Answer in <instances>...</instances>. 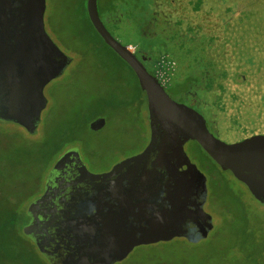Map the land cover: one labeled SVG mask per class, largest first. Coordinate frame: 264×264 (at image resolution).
Returning <instances> with one entry per match:
<instances>
[{
  "label": "rangeland",
  "instance_id": "1",
  "mask_svg": "<svg viewBox=\"0 0 264 264\" xmlns=\"http://www.w3.org/2000/svg\"><path fill=\"white\" fill-rule=\"evenodd\" d=\"M105 1L98 0L97 8L103 24L120 42L148 53L150 68L165 80V87L182 82L195 59L201 65L212 62L213 54L224 58V77L216 78L217 85L203 96L215 113L219 141L231 144L251 133L264 134V79L255 76L264 72V0H164L162 11L151 7L153 0H144L147 5L138 15L143 23L155 22L160 14L168 22L151 39L126 18L124 4L114 2L111 16L103 13ZM85 5L86 0H45L44 30L71 62L43 90L47 105L37 132L29 135L16 124L0 121V225L11 214L17 216L2 232H13V238L3 244L7 253L0 264H26L23 251L35 254L33 243L21 232L22 221L66 149L78 147L89 169H104L120 155L141 149L149 137L145 109L133 106L125 88L126 83L135 90L134 79L90 27ZM186 37L196 45L186 43ZM166 38L167 49L159 48ZM188 47L196 49L189 57L175 52ZM238 73L247 81H235ZM135 91L131 93L139 96ZM95 119L104 120L97 131L89 128ZM188 151L207 177L205 209L213 219L211 233L194 244L174 238L136 247L115 264H264V205L206 153L191 146Z\"/></svg>",
  "mask_w": 264,
  "mask_h": 264
},
{
  "label": "water",
  "instance_id": "2",
  "mask_svg": "<svg viewBox=\"0 0 264 264\" xmlns=\"http://www.w3.org/2000/svg\"><path fill=\"white\" fill-rule=\"evenodd\" d=\"M85 6L97 35L132 70L140 91L146 95L150 140L142 153L107 173H89L76 149L66 151L55 161L45 178L43 193L29 203V220L21 228L38 253L48 264H112L124 259L133 245L120 252V257L97 261L78 247L68 233L72 217L68 210L87 185L99 183L123 165L142 159L161 140L180 144L195 141L221 170L229 171L264 205V134L231 144L216 139L195 111L172 100L130 48L109 33L99 17L97 0H86ZM44 11L45 0H0V121L16 124L29 135L37 132L47 104L45 86L71 62L46 34ZM103 124V119H97L89 128L98 130ZM210 228L201 230L198 240L206 238ZM176 236L158 234L152 241L144 239L137 244L169 241Z\"/></svg>",
  "mask_w": 264,
  "mask_h": 264
},
{
  "label": "flooded vegetation",
  "instance_id": "3",
  "mask_svg": "<svg viewBox=\"0 0 264 264\" xmlns=\"http://www.w3.org/2000/svg\"><path fill=\"white\" fill-rule=\"evenodd\" d=\"M163 1L153 0L151 7L162 11ZM121 4H124L125 10L131 12L126 18L134 22L136 29L139 28L145 39L157 37L162 30L168 27V22L161 17V14L155 22H142L138 15L146 7L147 1L145 3L144 0H128L127 4ZM112 22L114 26L112 29L115 32L120 30L114 19ZM105 27L107 28V26ZM107 30L117 40L111 30L108 28ZM186 39V43L190 42V45H196L195 40L192 41L189 37ZM166 40L169 38L159 42L161 45L159 48L167 49ZM120 43L127 46V44ZM130 50L142 62L147 72L153 75L150 68L151 58L148 53L136 46ZM179 50L174 51L189 57L196 49L188 47ZM189 68L190 71L187 70L182 82H175L169 87H163L164 91L175 102L195 111L203 119L208 131L222 141L214 119L215 113L210 108L211 104L209 106L203 99L207 90H211L209 86L217 85L215 82L216 75L211 76V81L206 82L210 76L207 73L210 74L214 68L204 64H191ZM215 68H219V66ZM187 79L188 82L186 83ZM141 93L143 96H140L132 104L143 107L147 117L146 95L142 91ZM251 135L252 133L248 137ZM245 138L239 139V141ZM149 140L150 129L148 140L141 149L120 155L104 169H89L84 163L78 147H70L62 154L68 150L76 149L87 171L97 175L107 173L122 161L142 153ZM190 146L196 151H203L195 141H186L180 144L178 141L164 140L162 142L161 140V143L156 145L142 159L123 165L99 183L87 185L77 196L78 202L75 201L76 203L74 202L75 204L68 210V214L70 215L71 212L72 216L68 233L74 243L89 252L97 261L114 255L120 257L122 255L119 254L120 252L122 253L126 248L133 245L126 255L128 256L136 247L155 244L137 243L144 239L152 241L158 234H176L178 236L174 238H181L194 244L202 240H198L199 232L211 227L208 236L213 229V219L205 209L208 196L207 177L192 160L188 151ZM28 220L29 218L27 222ZM117 262L120 261H114L112 264Z\"/></svg>",
  "mask_w": 264,
  "mask_h": 264
},
{
  "label": "trees",
  "instance_id": "4",
  "mask_svg": "<svg viewBox=\"0 0 264 264\" xmlns=\"http://www.w3.org/2000/svg\"><path fill=\"white\" fill-rule=\"evenodd\" d=\"M123 1H125V0H106L105 1V3H103L104 5V8H102V12L103 13H105L106 12V14L108 15V16H110V14L111 13H113V12H115V8H116V5L114 6V2H116V3H124ZM97 8H98V0H97ZM98 10V9H97ZM129 13H131V12H129V10L128 11H126V13L125 14H129ZM98 14H99V16H101L100 15V13H99V10H98ZM87 15V14H86ZM101 18V17H100ZM87 20H88V18H87ZM88 23H89V25H90V27L92 28V30L95 32V30L93 29V27L91 26V24H90V22H89V20H88ZM96 33V32H95ZM96 35H97V33H96ZM98 36V35H97ZM228 36H230V34L228 35ZM99 37V36H98ZM110 49V48H109ZM111 50V49H110ZM211 50L213 51L214 50V48H213V44H212V48H211ZM112 51V50H111ZM113 52V51H112ZM114 53V52H113ZM114 55L117 57V59L128 69V71H129V73L131 74V76L133 77V79H134V83H135V90L136 91H138V92H140V94H139V96H137V93H135V95H133L134 94V87H129V84L127 85L126 83H125V88H129V92H128V96H130L131 98H129V99H131V101L130 102H132V103H134L135 101H137L139 98H140V96H143V93H141V91H140V89H139V86H138V83H137V80H136V78H135V75H134V73L132 72V70L114 53ZM216 57H219V56H217V55H215V54H213L212 55V59H213V61L211 62V61H208V62H204L203 61V64L205 65V66H211L212 68H214L213 70H212V72H210V74L209 73H207V75L209 76V79L211 78V76H215V79L216 78H220V77H224V75L223 74H225L226 73V69L225 68H223V66H224V63H223V59L224 58H222V57H220V59L219 58H216ZM208 58V57H207ZM207 58H205V59H207ZM253 59V58H252ZM243 61V60H242ZM241 61V64L243 65V62ZM237 62H238V60H237ZM252 63V62H251ZM250 63V64H251ZM194 64H198V60L197 59H195V61H194ZM216 66H219V68H215ZM244 67H246L245 65H243ZM259 66V70H260V68H261V66L260 65H258ZM240 68V65H238V67H237V69H239ZM215 69H217L218 71H216ZM257 71V70H256ZM256 75V79L258 80V81H261V79H260V77L262 78V80L264 79V72H262L261 74H260V76H259V72L257 71L256 73H255ZM236 76V75H235ZM251 76V75H250ZM235 81H237V80H239L240 79V81H242V82H246L247 81V76H245V74L243 73H238V78H236L235 77ZM251 78H249V80H250ZM188 82V79L186 80V83ZM185 83V84H186ZM135 91V92H136ZM131 92H133V94L131 93ZM117 94V93H116ZM116 94H115V96H116ZM112 100H113V98H112ZM15 217H17L15 214H11L10 216H8V218H7V220L6 221H3V222H1V225H0V237L2 236V238L0 239V259H2V258H4L5 257V253H7L6 252V249L4 250L3 248V244L5 243V242H7L8 244H9V242L8 241H12V238H13V232H11V231H9V232H7V234H2V232H3V230L4 229H6L7 227H9V226H13L14 225V223H15ZM27 219H28V217L26 218V220L25 221H22V224H25L26 222H27ZM34 246V245H33ZM34 248V250H35V254L33 253V252H31V251H29V250H24L23 251V254L24 255H22L23 257H25V263L26 264H44V259H43V257L41 256L40 257V255L38 256V251H37V249L35 248V246L33 247ZM37 253V254H36ZM11 254V253H10ZM18 255H19V253H17ZM12 255V254H11ZM13 256V255H12ZM13 258L14 259H18V257H16V256H13Z\"/></svg>",
  "mask_w": 264,
  "mask_h": 264
},
{
  "label": "built area",
  "instance_id": "5",
  "mask_svg": "<svg viewBox=\"0 0 264 264\" xmlns=\"http://www.w3.org/2000/svg\"><path fill=\"white\" fill-rule=\"evenodd\" d=\"M155 77H156V79L158 80V82L163 86V87H165L166 85V83H165V80L163 79V78H161L160 76H158L157 74H153Z\"/></svg>",
  "mask_w": 264,
  "mask_h": 264
}]
</instances>
